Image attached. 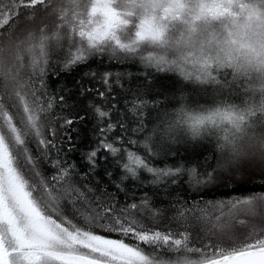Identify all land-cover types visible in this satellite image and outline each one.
Listing matches in <instances>:
<instances>
[{
	"label": "snow or ice",
	"instance_id": "obj_1",
	"mask_svg": "<svg viewBox=\"0 0 264 264\" xmlns=\"http://www.w3.org/2000/svg\"><path fill=\"white\" fill-rule=\"evenodd\" d=\"M42 11L55 16V28L49 32L44 25L39 34L28 30L21 37V17L33 20ZM0 37L8 41L6 46L0 39V264H264V236L250 235L248 242L236 244L224 222L240 211L255 216L264 191L182 206L178 220H214L212 227L232 241L197 246L186 229L152 226L162 213L147 193L139 200L133 194L121 205L102 188L97 171L101 159L113 158L120 170L117 192L144 173L153 187L184 181L200 191L243 168L241 142L257 127L264 128V0H60L59 5L53 0H0ZM54 50H62L65 72L96 56L138 60L146 69L196 86L208 99L201 103L174 96L172 110L157 113L142 141L127 140L143 148V154L126 147L121 135H109L118 127L127 129L122 121L113 122L111 110L93 105L95 141L83 152L88 172L81 175L76 165L59 158L61 149L49 138L64 130L72 151L68 130L87 119L76 113L56 117L59 128L49 122L56 104L47 94L45 77ZM26 69L31 72L27 79ZM111 76L104 73L105 85ZM98 95L107 99L105 92ZM64 99L59 97L61 103ZM147 104L137 94L130 111L143 115ZM206 138L216 142L215 167L207 160L203 171L198 164H154L175 155L172 144ZM33 141L45 157L57 150L51 184H34L26 175V165L37 169L40 162L29 147ZM259 151L264 158V140ZM104 175L114 179L112 171L106 169ZM210 209L220 215L211 217Z\"/></svg>",
	"mask_w": 264,
	"mask_h": 264
},
{
	"label": "trees",
	"instance_id": "obj_2",
	"mask_svg": "<svg viewBox=\"0 0 264 264\" xmlns=\"http://www.w3.org/2000/svg\"><path fill=\"white\" fill-rule=\"evenodd\" d=\"M2 2L6 4L8 0H2ZM53 3L54 5H59L60 0H53ZM25 19L21 17L18 28H22V25H19ZM36 20L40 22V25H43L45 21L52 20L51 24L53 25L56 19L55 16L45 15L42 11L33 19V21ZM0 39L4 40L7 37H0ZM61 52L62 50H54L47 70L48 75L45 77L48 85L47 94L55 97L54 103L56 104L50 114L51 119L49 122L52 126L59 128L61 121L56 119V117L73 116L76 113L86 116L87 119L78 121L68 130L72 137V151L68 150L69 145L67 137L64 135V130H60L55 138L51 136L49 138L54 139L57 147L61 149L59 158L66 160L68 164L76 165V170L81 175L88 172V168L82 159L83 152L95 141L93 133L97 129V123L91 113L93 105L102 104L106 109L111 110L115 118L113 122L122 121L127 129V131H124L118 127L116 132L109 135H121L126 147L132 150H139L143 154V148L139 147V145H128L127 140L131 138L142 141L156 122L157 113L159 112L162 115L165 110H172L171 104L174 103L172 100L174 96L179 98L183 94L190 101L199 100L201 103L208 99L204 93L194 90L196 86L184 84L179 77L171 73H159L146 69L138 60H121L117 62L109 59L106 55L96 56L90 59L87 64L80 65L71 72H65L62 71L61 61L64 57L59 54ZM105 72L112 74L110 85L103 83ZM91 73H96V75L92 76ZM30 75V70L26 69L24 73L25 79ZM33 79L35 80V78ZM2 84L3 82L0 81V91H3ZM36 87H39L38 80L36 81ZM99 92H105L107 99L101 101L98 95ZM137 94H139L140 98L148 101L147 107L143 108V115H133L132 111H130L131 102ZM61 95L65 98L63 103L59 100ZM5 101L7 102V96H5ZM111 104H115L116 108L112 109ZM141 127L143 130H140ZM259 131L263 133L264 128L257 127L250 132L249 136ZM249 136L241 142L240 150L247 142H250ZM215 143V140L211 138L201 141L182 140L180 143L171 145L175 155L170 154L167 158H158L154 161V164L159 167H164L165 163L169 166L179 163L186 165L198 164L202 166L201 171H203L207 167L204 161L207 160L215 167V161L213 160L214 154H217ZM29 147L40 162L37 169H32L30 165H26L28 179L37 185L42 184L44 181L51 184V177L56 172V169L52 167V161L57 158V150L52 149L50 155L45 157L41 154V150L38 149L34 141L30 143ZM256 154L262 158L259 149L252 151L249 156L250 164L245 162L243 168L234 175L223 181L218 180L215 184L202 188L200 191H195L184 181L167 187H153L149 183L150 177L144 173L140 181H128L126 182V189L117 192L115 183L119 182L120 170L113 158L101 159L97 171L100 180L103 181L102 188H107L109 192L114 193L121 205L126 200L130 201L133 198V194L139 200L142 195L147 193L162 213L160 220L152 226L160 227L163 230L168 228L186 229L191 233L192 241L197 246H203L209 240L213 244L225 240L228 245H231L232 241L227 240L224 233L212 227V224L215 223L214 220L209 223L197 218H190L187 221L178 220L177 211L185 205L192 207L196 202L203 205L205 202L246 197L264 191V179H261V176L264 175V168L259 158L254 156ZM106 169L113 172L114 179H109L104 175ZM37 172H39V175H37ZM239 174H242L241 177H239ZM77 180H80V177H77ZM96 182L94 178L92 183L95 184ZM95 195H102V193H96ZM225 212H227V209H225ZM209 214L214 217L220 215V212L217 209H210ZM249 215L240 211L224 217L228 234L236 237V244L248 242L246 238L250 235L252 239L264 236V203L260 204L255 216ZM189 216L191 217V213H189ZM238 220L245 221L248 229L244 231L245 233L241 231L245 227L244 223L238 224ZM253 221L257 223L252 225ZM232 227L235 228L231 229ZM233 232L235 234H232Z\"/></svg>",
	"mask_w": 264,
	"mask_h": 264
},
{
	"label": "rangeland",
	"instance_id": "obj_3",
	"mask_svg": "<svg viewBox=\"0 0 264 264\" xmlns=\"http://www.w3.org/2000/svg\"><path fill=\"white\" fill-rule=\"evenodd\" d=\"M51 22H52V20L47 21V22L45 21L43 25H40L39 24L40 22H38L37 20L33 21V20L25 19L24 22L19 25V26L22 25L21 26L22 28H20V27L18 28V34L22 37L26 33V31H28V30H31V31L39 34V29L41 27H43L44 25H47L48 31L51 32L55 28L56 20H54L53 25L51 24ZM4 42H5V45L7 46V43H8L7 39H4ZM5 55L7 56V51L5 52ZM49 62H50V60H49ZM262 140H264V132L260 133V131H259V132L255 133V134H252V135L249 136V141L250 142H247L241 149L242 153H246V155L243 157L246 163L250 164L251 161H250L249 156L252 154V151H256V150L259 149V144H260V142ZM254 156L259 158V161H260V163L262 164V166L264 168V160H263V158H260L257 154L254 155ZM255 166L258 167L257 164H255ZM241 175L242 174H239V177H241ZM239 221H241V220H238V224L240 223ZM252 223H253L252 225H254L257 222L253 221ZM244 225H245V223H244ZM242 227H244V226H242ZM234 228L235 227H232L231 229H234ZM246 230H248V229H247V227L245 225V227L241 231H242V233H245L244 231H246Z\"/></svg>",
	"mask_w": 264,
	"mask_h": 264
},
{
	"label": "bare ground",
	"instance_id": "obj_4",
	"mask_svg": "<svg viewBox=\"0 0 264 264\" xmlns=\"http://www.w3.org/2000/svg\"><path fill=\"white\" fill-rule=\"evenodd\" d=\"M232 234H235L234 232Z\"/></svg>",
	"mask_w": 264,
	"mask_h": 264
}]
</instances>
